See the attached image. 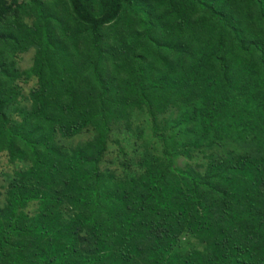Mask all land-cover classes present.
Segmentation results:
<instances>
[{
    "label": "trees",
    "instance_id": "trees-1",
    "mask_svg": "<svg viewBox=\"0 0 264 264\" xmlns=\"http://www.w3.org/2000/svg\"><path fill=\"white\" fill-rule=\"evenodd\" d=\"M1 155L0 264H264V0H0Z\"/></svg>",
    "mask_w": 264,
    "mask_h": 264
},
{
    "label": "rangeland",
    "instance_id": "rangeland-1",
    "mask_svg": "<svg viewBox=\"0 0 264 264\" xmlns=\"http://www.w3.org/2000/svg\"><path fill=\"white\" fill-rule=\"evenodd\" d=\"M56 10H60L59 7H57ZM33 50H30L24 55H20L18 57H11L8 59L10 63H14L17 66V69L19 73L22 75V77L17 81L18 87L21 89V92L23 95H27L30 90H32L35 87V81L33 78L28 76L29 70L32 66L33 62ZM15 58V59H14ZM23 106H28L27 104L23 103L21 104ZM172 116L168 117L169 121L173 120ZM12 118L16 119L15 115L12 114ZM15 121V120H14ZM133 125L131 126L132 133L135 135L137 130L139 128L146 130L147 127V121L140 117H135L132 121ZM123 128H120L118 130H114L112 133H110L109 137H112V141L109 140L107 142V152L104 155L103 159L98 165L99 171L102 174H111L115 175L117 178L123 176V169L125 166L131 163L133 168L136 167V161L138 159L136 153L142 149L145 145L133 144L136 141L135 136L132 137V144L127 143L125 135L123 134ZM95 135L93 131L86 130L82 132L80 135L76 137V139L73 141L74 144L78 143V146L85 145L91 142L94 139ZM230 150L234 151H240L243 150L240 147L232 146ZM242 150V151H241ZM245 153V152H244ZM206 160L202 158L201 155L193 154V158L191 160H188L184 157L177 158L174 162V166L179 168L180 170H187L190 168H195L203 163H205ZM198 166V167H199ZM27 168V165L23 164V162L17 163L16 165L6 163V159L3 155L0 157V207L3 205V199H5V193L6 188L9 186V184H12L14 181L19 179L18 181H21V179L16 177L15 173L24 171ZM37 209L36 204H29L26 206L25 213L31 217L35 210ZM184 239L182 240L184 242L189 241L191 246H193L196 241L193 239L192 236H189V234H184Z\"/></svg>",
    "mask_w": 264,
    "mask_h": 264
}]
</instances>
